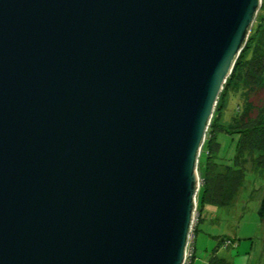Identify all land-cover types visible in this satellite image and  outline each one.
Segmentation results:
<instances>
[{"label": "water", "instance_id": "1", "mask_svg": "<svg viewBox=\"0 0 264 264\" xmlns=\"http://www.w3.org/2000/svg\"><path fill=\"white\" fill-rule=\"evenodd\" d=\"M261 6L0 0V264H185Z\"/></svg>", "mask_w": 264, "mask_h": 264}, {"label": "rangeland", "instance_id": "2", "mask_svg": "<svg viewBox=\"0 0 264 264\" xmlns=\"http://www.w3.org/2000/svg\"><path fill=\"white\" fill-rule=\"evenodd\" d=\"M257 90L263 98L259 112L262 121L251 143L255 152L241 157L245 164L241 189L224 207L203 204L199 194L190 246L196 251V264H209L214 258L222 264H264V220L261 222L259 216L264 201V0L239 68L220 94L211 121L219 130L215 135L218 149L213 158L218 165L238 169L235 160L239 135L228 133L225 129L233 126L240 112H244L243 108H253L251 101ZM245 143L250 146L248 138ZM204 147L201 156L206 161L209 145ZM202 170L204 165L200 162V185L203 182ZM217 171L219 173L224 169L218 168Z\"/></svg>", "mask_w": 264, "mask_h": 264}, {"label": "trees", "instance_id": "3", "mask_svg": "<svg viewBox=\"0 0 264 264\" xmlns=\"http://www.w3.org/2000/svg\"><path fill=\"white\" fill-rule=\"evenodd\" d=\"M260 13V11H259ZM258 13V14H259ZM254 27V25H253ZM253 29V28H252ZM251 34V33H250ZM243 54V52H242ZM238 59L232 76L235 74L236 68H239V64L241 63V58ZM256 69V68H255ZM256 71H260L256 69ZM228 79V80H229ZM227 80V82H228ZM252 98L253 108L245 107L240 112L237 120H235L233 126L229 129H225L226 132L231 134L239 135V144L237 147V157H236V165L238 169H232L230 167L220 166L214 162V154L216 153L218 147L215 143V135L219 131L216 129L215 125L211 124L207 133L206 142L204 146L209 145V150L207 154V160L203 161L201 156V163L204 165V170H202L203 182L200 189L201 200L203 204H213L221 207L227 206L232 199L238 194L239 190L242 187L243 179H244V160L241 157L252 155L255 152L253 149L252 141L256 137V133L260 127L262 117L260 116V108H261V93L259 90L253 95ZM232 129V130H230ZM254 137V138H253ZM248 138L250 141V146L246 145L245 141ZM205 147H203L204 149ZM203 152V151H202ZM203 154V153H202ZM261 167V166H258ZM218 168L224 169V171H217ZM259 216L261 218V222L264 220V201L261 204V208L259 210ZM226 243H224L225 246ZM235 245V244H234ZM195 248V247H194ZM195 252L193 254V260H195ZM209 264H222L217 258H214L210 261Z\"/></svg>", "mask_w": 264, "mask_h": 264}, {"label": "built area", "instance_id": "4", "mask_svg": "<svg viewBox=\"0 0 264 264\" xmlns=\"http://www.w3.org/2000/svg\"><path fill=\"white\" fill-rule=\"evenodd\" d=\"M196 215H197V211L195 213L194 227H195V224H196ZM190 246H191V240H190V244H189V247H188L185 264H191V261H192V258H193L194 250H191V247Z\"/></svg>", "mask_w": 264, "mask_h": 264}, {"label": "crops", "instance_id": "5", "mask_svg": "<svg viewBox=\"0 0 264 264\" xmlns=\"http://www.w3.org/2000/svg\"><path fill=\"white\" fill-rule=\"evenodd\" d=\"M194 247H195V244H194ZM196 250V249H195ZM196 252V251H195ZM195 258H196V254H195ZM198 260H193V263L192 264H196Z\"/></svg>", "mask_w": 264, "mask_h": 264}]
</instances>
